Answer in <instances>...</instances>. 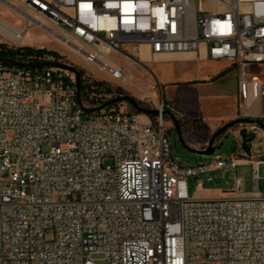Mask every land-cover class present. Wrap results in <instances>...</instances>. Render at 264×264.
<instances>
[{
  "label": "built area",
  "instance_id": "built-area-1",
  "mask_svg": "<svg viewBox=\"0 0 264 264\" xmlns=\"http://www.w3.org/2000/svg\"><path fill=\"white\" fill-rule=\"evenodd\" d=\"M0 3L23 16L24 30L31 23L49 31L115 79L123 63L114 56L192 53L235 68L239 109L264 97V0ZM22 60L58 61L44 53ZM87 75L79 101L70 71L0 62V264H264L260 161L251 193L237 179L230 195L218 188V196L191 197L189 178L204 175L195 185L202 189L219 172L221 183L223 168L250 158L178 162L161 114L163 106L178 113L172 106L160 103L154 118L114 104L86 111L116 96ZM241 129L259 130L239 124V139Z\"/></svg>",
  "mask_w": 264,
  "mask_h": 264
},
{
  "label": "rangeland",
  "instance_id": "rangeland-1",
  "mask_svg": "<svg viewBox=\"0 0 264 264\" xmlns=\"http://www.w3.org/2000/svg\"><path fill=\"white\" fill-rule=\"evenodd\" d=\"M0 20L8 22L18 30L25 29L26 22L23 16L17 14L15 10L6 4L0 3ZM50 28L57 31L53 26ZM24 31L26 33L22 42H16L13 38L6 36L0 29V45L8 48L31 46L33 48L54 52L55 55L48 56L74 67L81 76H88L87 74H90L89 78L93 83L98 82L99 86H103L104 88L109 87V93L112 95H129L133 97L142 107L157 109L160 103H163V105L168 103L178 112L176 114L174 113V116L179 123L181 138L189 147L196 149L202 148L203 145L207 144L215 130L224 123L238 118V116H235L231 119L222 120L221 122L216 120L215 124L217 127L213 131L207 128V125L213 123L212 120L215 119L214 112L217 114L223 107L227 108L228 103L214 101V103L204 108L201 105L204 106L207 103L203 99L204 97H208V93H197L194 99L186 91L185 85L197 86L198 83H196V80L198 77L196 75L199 72H205L212 68L209 64L195 62L192 53L157 55L154 60H149L146 56L143 61L139 62L126 61L113 55L123 63V74L120 78L115 79L95 64L86 63L83 57L61 44L49 31L42 30L31 23H29V26ZM200 84L204 85L206 83L202 82ZM114 105H121L127 110L132 109L126 101L117 102ZM163 110H165L164 106ZM210 115L213 116L209 118L208 116ZM163 119L165 125L164 135L169 142L171 155L178 162L185 164L207 163L213 160L214 154L224 159L230 156L239 157L240 142L234 133L238 125L230 127L216 138L214 141V152L206 155L188 150L181 142L169 117L163 114ZM257 132L261 135L264 134V131L261 129L257 130ZM40 149L41 151H48L50 145L44 142L41 144ZM210 174L214 176L213 179L208 181L203 180L202 189H196L195 185L198 180L204 179V175L188 179L189 194L191 197H213L218 194V188L224 190L225 194L230 195L236 188L237 175H242L244 178L242 190L245 191L251 183L248 175V167L246 166H240L236 170L229 167L223 168L221 172V183L216 179V177H219V172H211ZM51 237L52 231H46L45 238L49 239ZM93 257L100 258L101 255H93Z\"/></svg>",
  "mask_w": 264,
  "mask_h": 264
},
{
  "label": "crops",
  "instance_id": "crops-1",
  "mask_svg": "<svg viewBox=\"0 0 264 264\" xmlns=\"http://www.w3.org/2000/svg\"><path fill=\"white\" fill-rule=\"evenodd\" d=\"M195 62L199 64H209L212 66V68L205 72H199L196 75L198 77V79L196 80V83H198L197 86L185 85L186 91L189 93V95L195 99L197 93L200 94L208 93L207 94L208 97H204L203 99L207 103L204 106L201 105V107L204 108L207 107L209 104L214 103V101H217L218 103H224V102L228 103L227 108L223 107L222 109H220L221 111L217 114L214 112L215 119L212 120L213 123L207 125L206 122L208 129H211L213 131L217 127L215 124L216 120L221 122L222 120L228 118L231 119L235 116L246 117V118H259L262 121H264V97H261L257 100H247L242 104V108L239 109L238 106L239 101L237 97V73L233 66H231L228 62L224 60H202ZM202 82L206 84L204 85L200 84ZM213 115H210L208 117L210 118ZM204 146L205 145H203L202 147ZM240 152L246 153L239 144L238 153ZM246 155L250 158V160L247 162H240L235 166V168H233L234 170H236V168L240 166L248 167V175L251 183L245 189V191L244 190L242 191L245 193L252 192L253 190L252 168L254 166V162L260 161L259 163L256 164V168H257L256 188L259 192H264V134L261 135L258 132L255 134V138L251 141L249 155L248 154ZM237 179L239 180V185L242 189L244 178L242 175H237L236 180ZM219 194L220 191L218 189V194L216 196H218ZM198 198H206V197H198Z\"/></svg>",
  "mask_w": 264,
  "mask_h": 264
},
{
  "label": "water",
  "instance_id": "water-1",
  "mask_svg": "<svg viewBox=\"0 0 264 264\" xmlns=\"http://www.w3.org/2000/svg\"><path fill=\"white\" fill-rule=\"evenodd\" d=\"M0 62L5 63V64H11V65H19V66H24V67H57L63 70H67L70 71L74 74L75 77V85H76V89H77V99L80 101V77H79V72L77 69H75L74 67L62 63L60 61H40V62H27V61H23V60H18V59H14V58H7V57H3L0 56ZM121 101H126L127 103H129V105L137 112L142 113L144 115H151V116H155L159 114V110L155 109V108H145L142 107L138 104V102L131 96L129 95H121V96H114L106 101H104L103 103L97 105V106H92V107H86L85 110L86 111H98L100 109L109 107L117 102H121ZM161 114H165L169 117L170 121L172 122L173 127L175 128L181 142L186 146V148L192 152L195 153H200V154H211L213 152V145H214V141L216 138H218L224 131H226L227 129H229L230 127L234 126V125H239L242 123H254L257 125V127L259 129H261L262 131H264V121H262L259 118H246V117H238L235 118L233 120H230L226 123H224L222 126H220L217 130H215L212 134V136L210 137V139L208 140L207 144L205 145V147L200 148V149H196V148H192L187 146L180 135V127H179V123L177 118L174 116V114L168 110H163L161 111ZM255 138V133L254 132H250V133H246L244 129H241L240 131V146L241 148L246 152V154L249 155L250 152V147H251V141ZM238 187L240 188V185L238 183Z\"/></svg>",
  "mask_w": 264,
  "mask_h": 264
},
{
  "label": "trees",
  "instance_id": "trees-1",
  "mask_svg": "<svg viewBox=\"0 0 264 264\" xmlns=\"http://www.w3.org/2000/svg\"><path fill=\"white\" fill-rule=\"evenodd\" d=\"M43 53L47 54V55H55L54 52L45 51V50L39 49V48H33L31 46H20V47H16V48H8V47H5L3 45H0V56L7 57V58H14V59L22 60V59H24V57L26 55H29V54H43ZM79 77H80V80H81L80 95L83 97V91H84L85 85L82 82V78H81V74L80 73H79ZM87 85H89V83H86V86ZM94 85H95V89H97V90L100 89V90H104L105 92H110V88L109 87L104 88L103 86H99L98 82H95ZM131 110H134V109L132 108ZM148 117L149 118H154V116H151V115H149Z\"/></svg>",
  "mask_w": 264,
  "mask_h": 264
},
{
  "label": "bare ground",
  "instance_id": "bare-ground-1",
  "mask_svg": "<svg viewBox=\"0 0 264 264\" xmlns=\"http://www.w3.org/2000/svg\"><path fill=\"white\" fill-rule=\"evenodd\" d=\"M0 29L6 36L13 38L16 42H22L26 32L18 30L6 21L0 20Z\"/></svg>",
  "mask_w": 264,
  "mask_h": 264
}]
</instances>
